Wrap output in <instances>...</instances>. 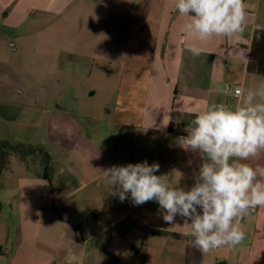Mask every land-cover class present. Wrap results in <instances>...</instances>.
<instances>
[{"label": "crops", "instance_id": "obj_1", "mask_svg": "<svg viewBox=\"0 0 264 264\" xmlns=\"http://www.w3.org/2000/svg\"><path fill=\"white\" fill-rule=\"evenodd\" d=\"M244 2L242 34L201 44L180 31L188 17L178 14L174 0H0L1 12L8 7V54L32 55L44 62L46 75L57 77L39 98L26 86H0V94L21 95L18 106L39 101L43 109L27 137L0 135L31 149L25 158L8 154L0 167V264H264V208L241 220L242 243L203 253L179 217L170 225L155 201L136 206L129 194L121 202L101 179L113 165L146 160L158 163L156 175H168L173 186H192L202 158L177 138L186 135L194 113L211 103H235L236 87L264 83V75L246 71L253 32L264 29V0ZM192 43L204 49L201 55L187 50ZM66 91L82 101L81 116L104 113L107 125L117 127L109 137L114 149L98 150L89 135L65 131L77 124L75 112L57 104ZM53 131V140L68 142L63 147L75 162L86 163L64 167L70 175L63 181L39 164L38 142ZM243 162L264 166V152Z\"/></svg>", "mask_w": 264, "mask_h": 264}, {"label": "clouds", "instance_id": "obj_2", "mask_svg": "<svg viewBox=\"0 0 264 264\" xmlns=\"http://www.w3.org/2000/svg\"><path fill=\"white\" fill-rule=\"evenodd\" d=\"M246 8L244 0H174L178 14L188 17L180 31L201 44L242 34ZM187 50L199 56L204 49L192 43ZM233 95L235 103H211L196 111L184 128L186 135L177 138L181 148L202 158L190 188L179 182L173 186L168 175H156L158 163L146 160L102 171L109 194L121 202L130 194L136 206L157 202L163 220L175 225L179 217L203 253L242 243L241 220L264 208V166L243 162L264 152V83L236 87Z\"/></svg>", "mask_w": 264, "mask_h": 264}, {"label": "rangeland", "instance_id": "obj_3", "mask_svg": "<svg viewBox=\"0 0 264 264\" xmlns=\"http://www.w3.org/2000/svg\"><path fill=\"white\" fill-rule=\"evenodd\" d=\"M3 10L1 12L0 9V86L6 88H12L14 85L26 86L30 88L31 94L39 98L38 94L41 93V96H43L45 93L46 89L44 88L47 80H54L57 77L51 76V74L46 75L44 62H36L37 60L32 55L22 54L20 50L16 53L8 54L7 49L9 45L6 44L5 40L8 39L11 32L3 25L4 16L8 11V7H5ZM11 42L12 40H9V43ZM66 61V56L63 55L61 62L65 64ZM23 65L26 66L25 72L21 71V66ZM66 69L69 70V66H66ZM13 75H16V77ZM26 75H30L31 78L26 77ZM66 89H69V87L65 85L64 90ZM73 96L74 94L72 95V93L66 91L65 97L62 100H57V104L68 109L70 112H75L76 115L77 124L74 126H63L65 131H74L73 133L77 136L81 133L89 135L94 144V148L98 150H101L102 147L114 149L115 147L112 146L113 141H110L109 137H112L114 133L118 132L117 127L107 125L104 113L94 120L81 116L84 109L81 105L79 106V102L82 101L80 99L78 101L77 99L73 100ZM20 97L21 95L17 92L6 93V95L0 94V115L4 119L7 118V120H4L5 123L0 121V135L13 138L27 137L26 132L28 129L37 128L39 122L43 119V109L40 108L39 101L24 104L32 105V108H23L20 107L23 106L20 104ZM48 133L49 137L38 142L43 147V149H40L39 156L41 161L39 164L47 166V174L50 175L51 179L57 176V181H63L66 175H70L68 171L63 170L64 167L67 170L73 167H85L86 163L77 162L79 161L78 159L75 162V157L67 152L66 147H63V144H68V142L61 140L55 141L53 140V138H57L55 132ZM18 145L23 146V144ZM30 150V148H25L27 153ZM18 156L20 155L18 154ZM67 180H71V178ZM84 230L85 228L83 227L81 232L84 233Z\"/></svg>", "mask_w": 264, "mask_h": 264}, {"label": "trees", "instance_id": "obj_4", "mask_svg": "<svg viewBox=\"0 0 264 264\" xmlns=\"http://www.w3.org/2000/svg\"><path fill=\"white\" fill-rule=\"evenodd\" d=\"M246 71L264 75V29H256L253 32L249 60L246 65ZM17 153L21 158H25L27 152L21 145H9L0 141V167L4 166L8 154ZM47 166H45V170Z\"/></svg>", "mask_w": 264, "mask_h": 264}]
</instances>
